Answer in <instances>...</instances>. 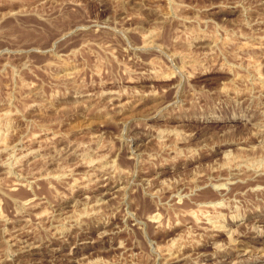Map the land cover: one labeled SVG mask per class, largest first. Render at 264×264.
<instances>
[{"label":"rangeland","instance_id":"rangeland-1","mask_svg":"<svg viewBox=\"0 0 264 264\" xmlns=\"http://www.w3.org/2000/svg\"><path fill=\"white\" fill-rule=\"evenodd\" d=\"M0 264H264V0H0Z\"/></svg>","mask_w":264,"mask_h":264},{"label":"bare ground","instance_id":"bare-ground-1","mask_svg":"<svg viewBox=\"0 0 264 264\" xmlns=\"http://www.w3.org/2000/svg\"><path fill=\"white\" fill-rule=\"evenodd\" d=\"M104 188H105V189H103V190H104L105 192H104V195H103V196L109 194L110 191H111V188H110V186H108V185L104 186ZM225 230H226V229H225Z\"/></svg>","mask_w":264,"mask_h":264}]
</instances>
